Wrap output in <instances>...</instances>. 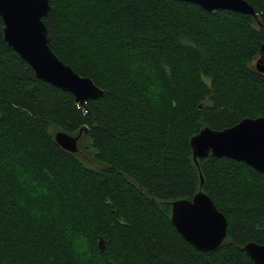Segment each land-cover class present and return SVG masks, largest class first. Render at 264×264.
I'll list each match as a JSON object with an SVG mask.
<instances>
[{
    "label": "trees",
    "instance_id": "1",
    "mask_svg": "<svg viewBox=\"0 0 264 264\" xmlns=\"http://www.w3.org/2000/svg\"><path fill=\"white\" fill-rule=\"evenodd\" d=\"M246 1L260 24L177 0H50L51 50L106 92L84 106L36 78L0 17V264H76L68 237L81 232L94 264H254L239 248L264 245V173L212 156L199 169L190 145L203 128L264 117V0ZM150 79L175 106L148 107ZM57 128L82 131L99 167L62 149ZM201 175L228 221L208 254L171 222V204L192 200Z\"/></svg>",
    "mask_w": 264,
    "mask_h": 264
},
{
    "label": "water",
    "instance_id": "2",
    "mask_svg": "<svg viewBox=\"0 0 264 264\" xmlns=\"http://www.w3.org/2000/svg\"><path fill=\"white\" fill-rule=\"evenodd\" d=\"M198 5L203 10L231 11L249 15L260 24L255 9L246 0H177ZM52 11L50 0H0V17L4 23V40L34 71L37 79L74 95L84 106L106 94L90 78L82 77L64 64L49 45V30L44 19ZM257 68L264 72V50ZM82 131L76 137L58 133L56 143L65 151L77 153ZM193 161L212 156L242 162L264 173V117L246 118L225 130L203 128L190 141ZM201 188L192 200H178L172 205V225L184 240L201 253H212L223 246L228 221ZM103 241L100 248L104 250ZM254 264H264V245L254 242L239 248Z\"/></svg>",
    "mask_w": 264,
    "mask_h": 264
},
{
    "label": "clouds",
    "instance_id": "3",
    "mask_svg": "<svg viewBox=\"0 0 264 264\" xmlns=\"http://www.w3.org/2000/svg\"><path fill=\"white\" fill-rule=\"evenodd\" d=\"M142 95L148 107L154 112L163 110L169 102L172 106H175V101L168 100L163 83L159 80L150 79L145 82L142 87ZM20 183L27 191L25 182L21 180ZM29 195L32 199L36 198L34 193L29 192ZM55 211L56 209L53 207L51 212L55 213ZM31 215L35 219L40 220L46 215V212L39 207H33L31 209ZM68 240L76 264H94V254L92 251L91 237L89 235L82 232L74 233L69 235Z\"/></svg>",
    "mask_w": 264,
    "mask_h": 264
},
{
    "label": "rangeland",
    "instance_id": "4",
    "mask_svg": "<svg viewBox=\"0 0 264 264\" xmlns=\"http://www.w3.org/2000/svg\"><path fill=\"white\" fill-rule=\"evenodd\" d=\"M53 131H54V135H53L54 138L56 137V135L58 133H66V134L71 135L73 137H76V136H78L80 134V132L79 133L77 132L76 134H72V133H69V132H67V131H65L63 129H59V128H57L56 130H53ZM81 140H82V136H81V139L78 142V149H79V151L77 153H75V154L79 155V158L85 164L89 165L90 167H95V168L99 167V164L96 161H94L93 154L91 152H89L87 149H85V150L83 149V146L81 144ZM87 145H88V143L87 144L86 143L84 144L85 148H86ZM99 246H100V244H99Z\"/></svg>",
    "mask_w": 264,
    "mask_h": 264
},
{
    "label": "bare ground",
    "instance_id": "5",
    "mask_svg": "<svg viewBox=\"0 0 264 264\" xmlns=\"http://www.w3.org/2000/svg\"><path fill=\"white\" fill-rule=\"evenodd\" d=\"M103 247H104V241H103ZM101 249V248H100ZM102 250V249H101ZM102 251H104V250H102Z\"/></svg>",
    "mask_w": 264,
    "mask_h": 264
}]
</instances>
